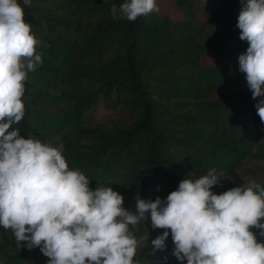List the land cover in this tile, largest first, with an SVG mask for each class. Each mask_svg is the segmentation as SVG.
<instances>
[{
    "label": "trees",
    "instance_id": "1",
    "mask_svg": "<svg viewBox=\"0 0 264 264\" xmlns=\"http://www.w3.org/2000/svg\"><path fill=\"white\" fill-rule=\"evenodd\" d=\"M166 1L180 18L159 11L135 22L114 18L113 5L126 0H31L30 7L18 0L43 63L28 74L25 116L14 127L25 139L62 144L69 169L85 174L93 191L112 187L132 214L137 194L166 200L192 172L198 178L215 168L223 177L214 194L249 180L264 187V123L255 109L264 97L252 99L239 71L248 45L236 27L240 0ZM163 231L152 229L150 215L137 224V239H149L134 261L179 264L171 234L165 249L151 247ZM47 261L0 227V264Z\"/></svg>",
    "mask_w": 264,
    "mask_h": 264
},
{
    "label": "clouds",
    "instance_id": "2",
    "mask_svg": "<svg viewBox=\"0 0 264 264\" xmlns=\"http://www.w3.org/2000/svg\"><path fill=\"white\" fill-rule=\"evenodd\" d=\"M240 3L236 27L249 46L238 57L239 71L257 100L264 97V0ZM24 7L0 0V227L11 230L17 247L39 248L47 264H140L134 257L149 234L137 239L134 229L150 215L152 229L164 230L151 247L165 249L171 234L179 264H264V243L253 231L264 238V187L255 180L214 194L223 176L215 168L198 178L192 172L166 200L137 194L132 214L112 187L93 191L85 174L70 170L62 144L20 136L14 125L25 116V82L43 63ZM111 11L135 22L159 8L156 0H126ZM255 109L264 123V99Z\"/></svg>",
    "mask_w": 264,
    "mask_h": 264
},
{
    "label": "rangeland",
    "instance_id": "3",
    "mask_svg": "<svg viewBox=\"0 0 264 264\" xmlns=\"http://www.w3.org/2000/svg\"><path fill=\"white\" fill-rule=\"evenodd\" d=\"M202 3L213 6V7H217L219 4H222L224 2V0H201ZM157 6L159 8V12L162 15H165L166 13H169L173 19H178L180 18L179 12L178 10L174 7V5L170 2V1H166V0H156ZM199 14H202V10H198ZM248 45H246V49H247ZM230 54L227 55V57ZM204 62L205 63H211V60L207 57H204ZM98 118H102V115H97Z\"/></svg>",
    "mask_w": 264,
    "mask_h": 264
}]
</instances>
